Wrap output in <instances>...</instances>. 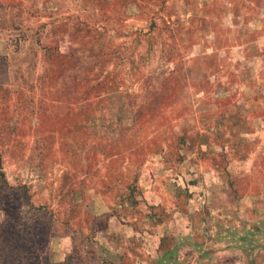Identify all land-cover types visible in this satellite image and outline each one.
Listing matches in <instances>:
<instances>
[{
	"label": "rangeland",
	"instance_id": "rangeland-1",
	"mask_svg": "<svg viewBox=\"0 0 264 264\" xmlns=\"http://www.w3.org/2000/svg\"><path fill=\"white\" fill-rule=\"evenodd\" d=\"M0 264H264V0H0Z\"/></svg>",
	"mask_w": 264,
	"mask_h": 264
}]
</instances>
